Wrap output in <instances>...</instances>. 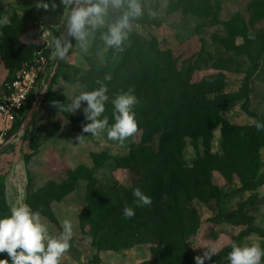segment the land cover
Here are the masks:
<instances>
[{"label":"rangeland","instance_id":"rangeland-1","mask_svg":"<svg viewBox=\"0 0 264 264\" xmlns=\"http://www.w3.org/2000/svg\"><path fill=\"white\" fill-rule=\"evenodd\" d=\"M38 2L0 0V19L8 17L14 32L9 36L0 27V97L39 53L50 57L42 32L57 35L63 31V7L45 11L36 8ZM55 2L60 4V0ZM254 2L144 0L145 14L134 23L131 46L120 59L114 60L112 50H105L99 34L87 56L70 52L65 64L72 66L59 64L23 132L19 133L22 123L5 124L0 115V146L5 144L0 148V190L5 199L0 218L10 215L14 204L26 202L41 211L42 223L53 236L60 234L63 221L69 219L73 237L61 264H187L189 258L196 264L194 257L202 256L210 246L220 251L205 264H229L226 250L239 238L241 246L264 249V236L252 231L264 232V146L257 178L243 187L253 169L247 140L253 118L242 109L243 83L253 66L249 55L237 49L245 44V38L232 36L226 27L232 23L237 30H245L250 52L257 53L264 46V16L255 13ZM197 6L199 11H195ZM149 10L156 15H149ZM152 41L170 53L179 68L200 66L194 80L204 79L203 104L198 105L193 121H203L202 133L200 127L193 126L181 138L170 139L169 130L161 126L163 110L158 106V130L138 123V132L120 144L109 140L106 131L99 137L82 133V124L88 123L83 114L86 103L75 114L66 115L53 106V101L67 104L81 91L95 90L99 87L96 80L104 77L102 68L123 65L133 50L138 53L144 49L143 43ZM132 79L125 80L124 91L130 87L135 91ZM106 83L110 99L103 116L111 126L115 122L111 100L118 92L111 81ZM250 84L251 109L264 116V54ZM220 90L232 100L231 107L222 111ZM32 102H28L25 116ZM208 118L213 123L220 119V123L209 126ZM6 130L10 139L18 135L13 142L2 138ZM80 134L86 136L84 143L76 140ZM260 140L264 144V139ZM140 153L171 155L174 163L166 175L151 177L139 173ZM81 166L87 175L63 192L61 186ZM136 187L152 198L151 206L136 207L132 195ZM125 202L135 209L131 219L123 217ZM161 233L170 237L163 238ZM93 236L100 247L93 245ZM6 258V253L0 254V259Z\"/></svg>","mask_w":264,"mask_h":264},{"label":"clouds","instance_id":"clouds-1","mask_svg":"<svg viewBox=\"0 0 264 264\" xmlns=\"http://www.w3.org/2000/svg\"><path fill=\"white\" fill-rule=\"evenodd\" d=\"M60 6L64 9L63 31L59 35L43 31L41 36L47 40L50 59L55 62L67 60L74 50L87 56L97 34L105 50H112L113 59H120L121 54L131 46L129 38L134 23L144 16L146 8L144 0H60L59 5L55 0H39L36 3L37 9L45 11H55ZM149 15L154 17L156 12L149 10ZM10 23L8 17L0 19V27ZM112 78L111 73L105 74L103 79L96 80L98 88L81 91L67 104L59 101L52 103L58 110L73 114L81 109L82 103H86L83 114L88 123L82 124V133L99 137L106 131L109 140L123 144L138 132L134 107L139 100L131 87L116 94L111 100L115 122L109 126V119L103 114L110 99L106 82ZM252 124L257 131H264V123L253 119ZM85 138L83 134L76 136L79 143H84ZM132 195L137 208L151 206L153 202L139 187L133 189ZM122 214L125 219H131L135 216V209L125 202ZM62 229L58 236L51 235L47 225L42 223L40 210H33L26 202L14 204L10 215L0 218V254L6 253L8 257L0 259V264H61L62 257L71 247L72 222L65 219ZM206 249L202 256L194 257L196 264H205V260H210L220 251L215 246ZM262 258L264 249L259 245L241 246L236 242L231 244L227 255L229 264H261Z\"/></svg>","mask_w":264,"mask_h":264},{"label":"trees","instance_id":"trees-1","mask_svg":"<svg viewBox=\"0 0 264 264\" xmlns=\"http://www.w3.org/2000/svg\"><path fill=\"white\" fill-rule=\"evenodd\" d=\"M254 11L260 17L264 16V0L262 2H254ZM195 11H199V7L195 8ZM200 13V12H198ZM230 34L232 36H243L245 38V44L237 48L240 53H246L249 55L253 69L246 75L243 83L244 101L242 103V109L253 119L264 123V116H259L255 111L251 109V93L252 87L250 80L254 77L261 65V58L264 54V46L258 50L257 53H252L247 46L249 37L245 30H237L232 23H226ZM7 35L11 36L14 32L10 30L9 26L2 27ZM61 31L57 32L59 35ZM98 38V34H97ZM74 43V40L72 41ZM144 49L138 53H133L124 61L123 65L113 66L108 65L106 68H102V73L112 74L111 83H113L112 89L120 93L124 91L125 80H135V95L137 96L139 103L137 104L138 110L135 111L136 120L140 124H150L153 126L154 131L158 130L159 123H157V115L155 116V110L158 106L161 107L163 112L160 122L161 126L167 131L169 130V138H181L182 134L190 131L193 126L200 127L199 133L203 131V121L197 124L193 121L196 114L194 113L198 109L199 104H203V78L200 81L194 80V74L200 70V66L197 64L193 67L186 69L179 68L172 58L170 53H165L160 50L158 44L155 41L145 42ZM65 61H61V66L69 65L65 64ZM211 92V90H209ZM220 97L218 102L221 103L220 111L231 107V97L223 90L219 92ZM208 106L210 100L206 103ZM65 115L67 112L62 111ZM211 114L208 112V117ZM211 117V116H210ZM219 118V116H218ZM217 118V119H218ZM212 119V118H211ZM208 118L209 126H215L220 123L219 120H215L216 123ZM150 121V122H149ZM193 121V123H191ZM214 121V122H215ZM22 123V122H21ZM260 137L264 139V131H257L254 125H251L247 130V140L250 144L251 158L253 169L250 175L244 182L243 187H249L252 182L257 178V172L261 166V149L264 146ZM6 141L10 139L9 133L5 137ZM174 154V153H172ZM139 173L145 175L149 174L151 177L155 175H166L169 170V166L174 163V156L171 155H154L153 153H140ZM137 169V168H136ZM180 172V171H178ZM147 173V174H146ZM87 175V171L81 166L78 172L71 176L70 180L61 186V190L69 191L77 185L79 178ZM32 185L31 177L29 176V187ZM163 186L161 185L160 188ZM0 205H5L4 192L0 190ZM260 235L264 236V232L252 230ZM160 235V233H157ZM164 238H169L170 234L161 233ZM240 245L241 238L235 240ZM93 245L100 247L101 243L97 242L93 236ZM231 251V246L226 250V253ZM187 264H194L192 259L187 260Z\"/></svg>","mask_w":264,"mask_h":264},{"label":"built area","instance_id":"built-area-1","mask_svg":"<svg viewBox=\"0 0 264 264\" xmlns=\"http://www.w3.org/2000/svg\"><path fill=\"white\" fill-rule=\"evenodd\" d=\"M49 59L50 57L39 53L15 75L7 94L0 97V115L3 123L11 124L15 120L23 122L28 102L39 94ZM8 133V130L3 132L2 138L5 139Z\"/></svg>","mask_w":264,"mask_h":264},{"label":"water","instance_id":"water-1","mask_svg":"<svg viewBox=\"0 0 264 264\" xmlns=\"http://www.w3.org/2000/svg\"><path fill=\"white\" fill-rule=\"evenodd\" d=\"M61 63V61L57 62L53 72L51 73L50 77L48 78V80L46 81L45 83V86L43 88V90L40 92V94H38L34 99H33V102L31 103L30 105V109H29V112L28 114L25 116L23 122H22V125H21V129H20V132H23L25 130V128H27L29 126V123L34 115V112L38 106V103L40 101L41 98H43V95L47 92L48 88L50 87L54 77H55V74H56V70H57V67L59 66V64ZM17 134L13 136V138L11 139H16L17 138ZM2 146H0L1 148Z\"/></svg>","mask_w":264,"mask_h":264},{"label":"bare ground","instance_id":"bare-ground-1","mask_svg":"<svg viewBox=\"0 0 264 264\" xmlns=\"http://www.w3.org/2000/svg\"><path fill=\"white\" fill-rule=\"evenodd\" d=\"M54 62H55V61L49 59V62H48V65H47V69H46L45 74H44V76H43L42 82H44V81L47 79L49 73L52 71L53 68H55V66H56L57 63L54 64ZM53 70H54V69H53ZM13 140H14V139H10V140L8 141V143L13 142ZM4 146H5V144L2 146V148H3ZM2 148H1V149H2Z\"/></svg>","mask_w":264,"mask_h":264}]
</instances>
